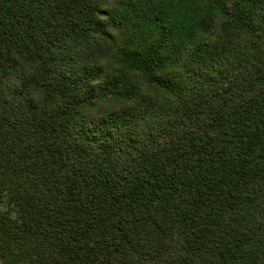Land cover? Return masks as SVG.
I'll return each instance as SVG.
<instances>
[{"label": "trees", "instance_id": "trees-1", "mask_svg": "<svg viewBox=\"0 0 264 264\" xmlns=\"http://www.w3.org/2000/svg\"><path fill=\"white\" fill-rule=\"evenodd\" d=\"M0 264H264V0H0Z\"/></svg>", "mask_w": 264, "mask_h": 264}]
</instances>
